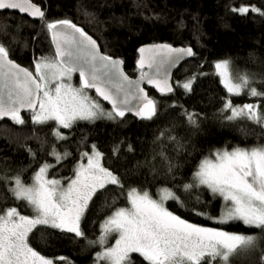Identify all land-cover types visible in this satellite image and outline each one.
<instances>
[{
    "label": "snow or ice",
    "instance_id": "1",
    "mask_svg": "<svg viewBox=\"0 0 264 264\" xmlns=\"http://www.w3.org/2000/svg\"><path fill=\"white\" fill-rule=\"evenodd\" d=\"M16 9L30 17L45 20V12L32 0H0V10ZM233 13L241 16L249 12L264 16V11L251 5L232 7ZM43 27L55 46L52 57L42 56L34 61L35 74L22 68L9 58V49L0 43V118L7 117L17 125L25 119L21 110L31 112L34 125L54 121L57 125L52 135L57 142L65 141L61 129H72L79 121L95 123L97 120L119 121L132 112L140 120L153 121L159 115L158 104L149 98L140 82L152 85L162 95L172 93L174 87L168 80V68L184 57H193L191 47L175 48L170 44H152L138 49L136 61L140 69L147 66L151 72H141L136 81H131L120 69L123 61L101 55L96 41L71 20L60 19L46 22ZM150 55L145 56V53ZM229 59L214 63L215 74L227 91L228 98L222 99L220 113L228 122L247 119L264 126V113L259 104L246 103L237 106L232 96L244 93L251 97H264V92L252 86L258 81L255 74L247 72L233 78ZM79 73V87L70 81L73 73ZM196 77L176 85L185 93H191ZM264 83V80L259 81ZM95 89L97 96L111 104L105 111L86 92ZM172 107H175L173 105ZM180 119L191 128L198 129L200 114L184 110ZM170 130L160 132L157 140L166 138L181 151L184 145ZM264 134V133H262ZM129 151H133L129 145ZM35 158V153L28 149ZM119 146L113 148L118 157ZM56 159V164L45 161L26 184L21 175L0 176V183L7 185V192L22 202L34 213L22 215L16 207L0 210V264H56L66 261L65 257L47 258L29 244V235L39 226H46L64 233L84 237L80 222L89 203L101 191L114 186L120 197L126 199L128 207L112 212L100 225L97 240L101 251L96 253V264H134L131 254H138L146 264H232V259L241 255L254 257L253 264H264V144L250 148L239 145L211 150L197 164L191 181L183 183L176 190L164 187L154 199L149 191L137 187L125 190L121 176L104 167L100 160L103 153L95 144L91 152L81 153V159L74 169V178L62 186L60 179H49L48 174L71 153L53 151L47 153ZM160 156L168 160L162 150ZM178 165L168 162L165 179L172 176ZM155 179V177H153ZM194 189L206 190L214 198L224 202L220 217L208 216L219 224L239 221L259 230V235L230 233L222 228L204 227L188 222L165 207L169 200L184 207V201L177 192L189 193ZM198 199V198H197ZM115 200L110 207H114ZM197 215H207L197 213ZM118 234L115 244L107 247V238Z\"/></svg>",
    "mask_w": 264,
    "mask_h": 264
},
{
    "label": "trees",
    "instance_id": "2",
    "mask_svg": "<svg viewBox=\"0 0 264 264\" xmlns=\"http://www.w3.org/2000/svg\"><path fill=\"white\" fill-rule=\"evenodd\" d=\"M45 12V20L32 21L13 11L0 12V43L9 49L14 58L36 59L38 55L52 57L54 49L47 29L48 21L68 19L98 43L107 56L123 61L125 71L131 76L141 74L136 66L137 50L141 45L170 43L190 46L195 56L184 60L173 72L174 91L158 95L151 89L149 94L158 104L160 115L153 121L140 120L126 114L119 121L97 120L95 123L79 121L72 129H61L68 139L57 142L52 135V122L34 125L29 112L22 114L23 125H17L5 117L0 121V176L21 175L27 184L34 172L47 161L56 164V159L47 153L55 151L71 153L51 169L48 178L67 181L73 176L74 166L81 153L95 144L103 158L101 164L121 176L125 190L137 187L156 197L164 187L176 190L191 181L197 164L211 150L239 145L252 147L264 143V126L250 120L228 122L220 113L221 100L228 98L224 86L215 74L214 63L229 59L233 78L247 72L255 74L258 81L252 86L264 92V16L249 12L245 16L230 11L242 5L255 6L264 11V0H32ZM196 77L191 93L177 88ZM88 95L102 107L103 104L90 90ZM232 103L259 104L264 113V97H251L246 93L232 96ZM175 105V107H172ZM200 114L198 129L191 128L180 119L184 110ZM168 129L184 145L177 151L176 145L166 138L157 140L162 130ZM129 145L133 151H129ZM119 146L118 157L113 148ZM28 149L35 153V158ZM165 152L168 160L160 156ZM178 165L172 176L165 179L168 162ZM155 177V179L153 178ZM184 201L180 207L175 201H167L169 211L196 225H211L222 207V199L213 197L206 190L194 189L189 193L177 192ZM198 198V199H197ZM115 200L114 207H110ZM128 206L114 186L99 192L89 203L80 227L84 237L74 233H62L46 226H39L29 235L30 246L48 258L65 257L56 264H96L95 254L101 247L91 244L101 233L100 225L117 208ZM16 207L21 214H30L31 209L16 201L7 192V185L0 183V210ZM204 213L207 215H197ZM224 229L242 231L243 234L259 235V230L234 221L223 224ZM118 234L107 238L106 246L114 244ZM264 247V241L261 242ZM134 264H146L138 254H131ZM249 257L239 264H253Z\"/></svg>",
    "mask_w": 264,
    "mask_h": 264
},
{
    "label": "water",
    "instance_id": "3",
    "mask_svg": "<svg viewBox=\"0 0 264 264\" xmlns=\"http://www.w3.org/2000/svg\"><path fill=\"white\" fill-rule=\"evenodd\" d=\"M2 11H7V10H0V12H2ZM8 11H13V12H16V13H18L19 15H21V16H25V17H27L28 19H30V20H32V21H38L39 20V18H33V17H30L27 13H21V12H19V10H16V9H8ZM88 34V33H87ZM89 35V34H88ZM89 36H91V35H89ZM92 37V36H91ZM93 38V37H92ZM94 39V38H93ZM97 43V42H96ZM156 44H163V43H156ZM167 44H170V43H167ZM148 45H152V44H145V45H141L140 47H142V46H148ZM170 45H172L173 47H175V48H185V47H190V46H176V45H173V44H170ZM53 46V49H54V51H55V46L54 45H52ZM97 46H98V49H99V53L101 54V55H105L101 50H100V47H99V45H98V43H97ZM139 47V48H140ZM138 48V49H139ZM192 48V47H191ZM137 53H138V57H137V60L139 59V57H140V53L138 52V50H137ZM148 55H150L149 53H145V56H148ZM113 59H119V58H114V57H112ZM190 57H184V58H182L181 60H179V62L178 63H176V65L175 66H173V67H170V68H168V80H169V83H171L172 84V76H173V72L179 67V65L184 61V60H187V59H189ZM120 60V59H119ZM136 60V61H137ZM15 62V61H14ZM16 63V62H15ZM21 66V65H20ZM135 66H136V68L139 70V71H141V72H151V71H154L153 69H149L148 68V66H147V62L145 63V67L143 68V69H140L138 66H137V64L135 63ZM22 68H26V67H23V66H21ZM120 69L123 71V73H124V75H126L128 78H129V80H131V81H136V80H138L139 79V77H140V75H138V76H136V77H134V76H131V75H129L126 71H125V69H124V67H123V64H121L120 65ZM29 70V69H28ZM30 71V70H29ZM76 74H78L79 75V73L78 72H76ZM140 87H142V88H144V90H145V92L148 94V96H149V98H151V96H150V94H149V89H151L152 91H154L156 94H158V95H162L161 93H159L152 85H149V84H147L145 81H141L140 82ZM91 92H93V94L103 103V104H105V105H107L108 107H112L111 106V104L108 102V101H105V100H103V98L102 97H99V96H97V94H96V92H95V89H89ZM165 95V94H164ZM21 112H24V110H21ZM126 114H128V115H131L132 117H135V115H134V113H132V112H128V113H126ZM5 118V117H4ZM135 118H137V117H135ZM3 118H0V120H2Z\"/></svg>",
    "mask_w": 264,
    "mask_h": 264
},
{
    "label": "rangeland",
    "instance_id": "4",
    "mask_svg": "<svg viewBox=\"0 0 264 264\" xmlns=\"http://www.w3.org/2000/svg\"><path fill=\"white\" fill-rule=\"evenodd\" d=\"M40 56V55H39ZM216 71V70H215ZM34 73H35V69H34ZM220 79V78H219ZM65 83H71L74 87H79V80L78 79H76V80H74L73 81V78H71V80L70 81H68V80H65ZM223 85V84H222ZM88 91V90H87ZM86 94L88 95V93L86 92ZM89 96V95H88ZM90 97V96H89ZM92 98V97H91ZM93 99V98H92ZM94 100V99H93ZM100 104V103H99ZM101 107H102V105H101ZM103 108V107H102ZM105 111H110L111 110V108L110 107H104L103 108ZM23 112H21V115H22V117L24 118V115L22 114ZM24 113H28V111L27 112H24ZM30 114H29V118H30V120H31V112H29ZM25 119V118H24ZM3 120V119H2ZM2 120H0V121H2ZM12 121V120H11ZM50 122H52L53 124H54V126H55V128L57 127V125L55 124V122L54 121H50ZM49 123V122H48ZM264 144V143H263ZM248 148H250V147H248ZM231 149V148H230ZM86 152V151H85ZM87 152H91V147H90V149L89 150H87ZM87 163V160L86 159H81V157H80V159H79V161L75 164V166H74V169H75V167L79 164V163ZM100 163H101V160H100ZM34 175V174H33ZM33 177V176H32ZM48 178V177H47ZM71 178H74V172H73V176L71 177ZM71 178H69V179H71ZM49 179H53V178H49ZM56 179V178H55ZM68 179V180H69ZM61 180V179H60ZM67 180V181H68ZM62 181V180H61ZM67 181H62V186L63 187H67ZM32 183V178H31V181L28 183V184H31ZM159 192V191H158ZM154 199H158L159 197H158V193H157V196L156 197H153ZM129 206V205H128ZM128 206H126V207H128ZM223 211H224V202L222 201V207H221V210H220V213L216 216V217H220L221 215H222V213H223ZM22 215H27V216H32V215H34V213L31 211V213L30 214H22ZM212 222L213 223H216V224H218V225H220L219 223H217L214 219H212ZM239 222V221H238ZM242 223V222H241ZM243 224V223H242ZM222 225V224H221ZM244 225V224H243ZM200 226H202V225H200ZM246 226V225H245ZM205 227V226H204ZM207 227V226H206ZM210 227H213V228H220V227H217V226H210ZM223 229V228H222ZM223 230H225V231H228V232H230V233H238V234H243V232L242 231H234V230H227V229H223ZM244 235H247V234H244ZM248 235H251V234H248ZM253 235V234H252ZM256 235V234H255ZM118 238V237H117ZM116 238V239H117ZM114 244H115V242H114ZM113 244V245H114ZM111 247V246H110ZM102 249H100L99 251H101ZM98 251V252H99ZM97 253V252H96ZM250 256H248V255H241V256H239V257H235V258H233L232 259V264H239V263H243V262H245L248 258H249ZM48 258V257H47ZM95 258H96V254H95Z\"/></svg>",
    "mask_w": 264,
    "mask_h": 264
},
{
    "label": "flooded vegetation",
    "instance_id": "5",
    "mask_svg": "<svg viewBox=\"0 0 264 264\" xmlns=\"http://www.w3.org/2000/svg\"><path fill=\"white\" fill-rule=\"evenodd\" d=\"M2 12H4V11H2ZM15 13V12H14ZM17 14V13H16ZM20 16V15H19ZM30 20V19H29ZM54 54H55V51H54ZM40 56L38 55L37 57H36V59L37 58H39ZM9 58L10 59H12L13 61H15L17 64H19V65H21V66H23V67H26L27 69H29L30 71H32L33 73H34V69H35V66H34V61H35V59H30V60H28V62H26V61H24V59H19V58H14V57H11L10 55H9ZM35 74V73H34ZM72 78H73V81L74 80H76V79H78L79 80V75L78 74H76V73H73L72 74Z\"/></svg>",
    "mask_w": 264,
    "mask_h": 264
},
{
    "label": "bare ground",
    "instance_id": "6",
    "mask_svg": "<svg viewBox=\"0 0 264 264\" xmlns=\"http://www.w3.org/2000/svg\"><path fill=\"white\" fill-rule=\"evenodd\" d=\"M31 72H32V71H31ZM37 170H38V169H37ZM37 170H36V171H37ZM36 171H35V172H36ZM35 172H34V173H35ZM14 177H15V176H14ZM27 184H28V183H27ZM211 222H212V221H211ZM212 225H213V226H217V227H220V228H223V229H224V227H223V224H222V225H221V224H220V225H218V224H216V223H213V222L211 223V225H203V226H205V227H206V226H207V227H210V226H212Z\"/></svg>",
    "mask_w": 264,
    "mask_h": 264
}]
</instances>
